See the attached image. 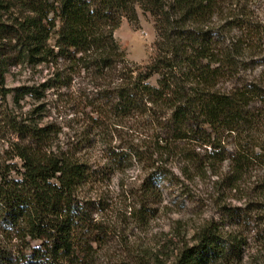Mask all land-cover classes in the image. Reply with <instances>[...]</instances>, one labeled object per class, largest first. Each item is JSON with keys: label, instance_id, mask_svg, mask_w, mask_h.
Segmentation results:
<instances>
[{"label": "trees", "instance_id": "1", "mask_svg": "<svg viewBox=\"0 0 264 264\" xmlns=\"http://www.w3.org/2000/svg\"><path fill=\"white\" fill-rule=\"evenodd\" d=\"M137 7L152 15L157 32L156 53L143 66L131 63L115 38L124 17L139 22ZM13 9L18 16L5 22ZM0 34V44L16 41L22 61L61 58L102 79L97 87L110 114L153 119L157 153L198 164L190 148L198 146L206 151V167L229 160L222 183L235 188L249 176L264 213V0H0ZM10 58L0 45L3 82ZM15 91L17 98L41 94L29 86ZM19 131L27 142L17 144L22 170L17 178L0 174V223L22 248L0 246V264H93L107 231L80 189L101 173L77 156L48 152V128ZM225 134L236 137L231 152L222 144ZM135 154L112 150L110 158L119 168ZM258 166L262 174L253 173ZM168 177L157 164L143 192L152 194ZM230 216L241 215L234 209ZM242 244L206 226L176 264L234 258Z\"/></svg>", "mask_w": 264, "mask_h": 264}, {"label": "rangeland", "instance_id": "2", "mask_svg": "<svg viewBox=\"0 0 264 264\" xmlns=\"http://www.w3.org/2000/svg\"><path fill=\"white\" fill-rule=\"evenodd\" d=\"M137 11L139 22L124 17L115 38L126 58L143 66L156 53L157 32L152 15L140 7ZM18 14L13 9L3 20ZM16 44L9 39L0 44L11 57L4 82L0 79V174L17 178L22 170L17 144H27L19 131L24 125L48 128V152L77 156L101 173L80 189L83 199L93 201V217L107 231L93 264H176L182 250L196 244L206 226L231 242L235 237L243 240L239 255L212 264H264V213L258 209L249 176L237 187H227L221 178L229 160L206 167L210 163L206 151L198 146L190 147L199 154L198 164L157 153L153 119L110 114L101 98L103 87H97L102 79L61 58L41 64L22 61ZM59 78L68 85L57 83ZM156 78L150 81L155 84ZM26 86L38 88L41 94L17 98L15 88ZM235 141L234 135L225 134L222 144L231 152ZM112 150L128 151L129 156L136 152V156L117 168L110 158ZM157 164L169 177L152 194H145L144 182ZM262 172L259 166L253 170ZM234 209L241 216L232 219ZM26 242L38 243L29 238ZM21 244L14 231L0 223V246L17 250Z\"/></svg>", "mask_w": 264, "mask_h": 264}]
</instances>
